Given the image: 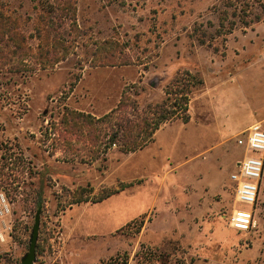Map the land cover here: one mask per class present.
I'll return each mask as SVG.
<instances>
[{
	"label": "rangeland",
	"instance_id": "obj_1",
	"mask_svg": "<svg viewBox=\"0 0 264 264\" xmlns=\"http://www.w3.org/2000/svg\"><path fill=\"white\" fill-rule=\"evenodd\" d=\"M55 1L0 0V136L28 167L20 194L0 189L11 209L0 264H21L28 253L40 185L35 264L124 254L128 264H264V178L255 227L229 226L237 138L264 127V0H69L72 8L50 13ZM110 52L131 64L97 66ZM184 72L203 82L190 121L165 124L141 151L114 148L105 161L83 163L43 135L68 109L109 113L124 92L142 107L160 103ZM124 184L132 186L101 203L59 208L66 190ZM140 218L141 232H126Z\"/></svg>",
	"mask_w": 264,
	"mask_h": 264
},
{
	"label": "trees",
	"instance_id": "obj_2",
	"mask_svg": "<svg viewBox=\"0 0 264 264\" xmlns=\"http://www.w3.org/2000/svg\"><path fill=\"white\" fill-rule=\"evenodd\" d=\"M57 4H56V3ZM49 3V12H62L72 8L69 0H57ZM68 2V3H67ZM59 26H63L60 24ZM2 36H4L2 34ZM54 45L62 40L54 35ZM62 45V44H61ZM97 66L130 65L128 58L122 54L106 53L99 57ZM203 82L189 72L178 74L165 89L162 102L143 106L124 92L119 104L109 113L96 117L92 114L77 110H66L62 117L42 129L43 135L51 140L56 147L68 152L69 160H80L83 163L106 160L108 153L119 149L124 154H132L143 150L155 140L156 133L165 125L174 121L188 123L190 121V102L193 93L202 86ZM15 148L19 151V146ZM15 150L12 145L0 136V151H5L0 160V189H11L20 194L19 189L28 185L24 178L27 167L22 155L11 153ZM11 153L9 155V153ZM10 173H6L5 170ZM22 175V176H21ZM34 186L33 183H29ZM132 184H124L118 188H106L94 194L92 189L78 188L75 191L66 190V196H60L59 208H66L81 203H101L119 194ZM88 192V194H86ZM24 193V192H23ZM33 203L36 209L44 208V188L40 185L33 192ZM37 211V212H38ZM145 225V219H136L126 226V232L136 228L139 234ZM123 231V230H122ZM129 256L124 254L103 261L101 264H128ZM160 263L162 262L159 261Z\"/></svg>",
	"mask_w": 264,
	"mask_h": 264
},
{
	"label": "built area",
	"instance_id": "obj_3",
	"mask_svg": "<svg viewBox=\"0 0 264 264\" xmlns=\"http://www.w3.org/2000/svg\"><path fill=\"white\" fill-rule=\"evenodd\" d=\"M237 144L242 149V157L230 177L234 207L229 215V226L236 232L248 233L256 224L255 208L264 178V127L258 123L251 125L237 138ZM10 213L6 197L0 194V244L6 241Z\"/></svg>",
	"mask_w": 264,
	"mask_h": 264
},
{
	"label": "water",
	"instance_id": "obj_4",
	"mask_svg": "<svg viewBox=\"0 0 264 264\" xmlns=\"http://www.w3.org/2000/svg\"><path fill=\"white\" fill-rule=\"evenodd\" d=\"M40 224H41V210H39L36 214L35 223L32 229V234L29 243V250L28 253L23 257L21 264L36 263Z\"/></svg>",
	"mask_w": 264,
	"mask_h": 264
},
{
	"label": "crops",
	"instance_id": "obj_5",
	"mask_svg": "<svg viewBox=\"0 0 264 264\" xmlns=\"http://www.w3.org/2000/svg\"><path fill=\"white\" fill-rule=\"evenodd\" d=\"M249 127H250V126H249ZM249 127H248V128H249Z\"/></svg>",
	"mask_w": 264,
	"mask_h": 264
}]
</instances>
